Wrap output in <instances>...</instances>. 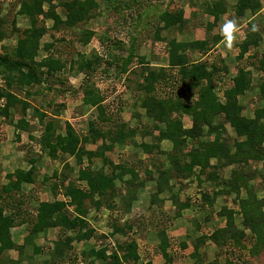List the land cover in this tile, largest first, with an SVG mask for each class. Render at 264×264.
Instances as JSON below:
<instances>
[{"label":"trees","instance_id":"obj_1","mask_svg":"<svg viewBox=\"0 0 264 264\" xmlns=\"http://www.w3.org/2000/svg\"><path fill=\"white\" fill-rule=\"evenodd\" d=\"M98 1L61 0L58 3L61 10L58 12L57 6H53L51 0H15L14 4L7 7V10L17 7L15 14L28 21V27L24 29H18L15 26V17L9 29L4 16H0V43L10 36L16 35L13 48H1L0 52V75L7 88V91L0 92V95L6 97V105L0 115L8 118L11 112L15 113L17 128L26 131L30 129V124L23 119L25 109L30 106L26 99L33 95H46L52 90V86L41 88V83L46 79L45 76L62 71L67 65L68 73L73 70L84 73L83 84L77 91L81 94L84 104L95 106V115L87 123L88 135L78 137L67 123L64 127L65 134L63 136L56 134L57 124L52 118H48L45 113L36 108L33 109V113L42 127L38 142L42 148L47 150V155L52 160L60 159L67 154L74 156L77 163L80 164L82 156L85 155L88 158L94 156V153L86 152L82 147V144L87 140L92 142L107 140L110 144H124L136 134L135 128H129L124 122L119 121L120 105L118 111H113L111 101L103 103L104 97L95 86V81L110 77L108 72L112 69L125 74L136 62L142 63L143 59L135 56V45L138 41L140 42L144 34H150L152 30L153 37L159 40L158 23L162 24L163 29L174 26L180 28L184 23L182 9L173 12L162 8V6L154 8L152 4L155 0H101L106 3L107 10L119 15L117 20L119 25H123L127 20L126 15L124 16L125 13L122 12L134 9L135 18L128 26L129 29L131 28V39L129 47L126 48L123 44L124 40L111 39L107 30L79 28L82 23L95 16L99 6ZM4 3L5 0H0V13ZM45 5L47 8H44ZM259 9L260 0H236L235 3V11L238 15L246 10L256 13ZM224 12L220 1L215 2L211 8L206 7V13L213 17ZM47 21L51 22L53 30H58L59 38L54 36L53 42L42 45V49L47 52V55L37 60L40 40L46 33L45 23ZM72 28H79V33L75 36L77 45L86 44L91 38L96 37L104 44L108 59L101 57L95 50L86 54L75 51L70 53L67 59L54 53L55 48L58 51L56 44L65 41L63 31ZM210 28L208 27V29ZM248 35L251 36V39L244 40L240 45L238 59L244 57L249 46L256 47L258 41L261 40L256 27L249 26ZM217 41V37H205L191 42H176L172 38L168 39L166 53L168 70L165 68L149 70L137 87L138 90L146 94L142 105L147 108L148 114L153 119L152 130L156 132L157 141L170 140L174 151L177 149L181 151V147L188 138L197 142L196 146L187 153L180 152V156H187L189 162L184 164L179 172L195 168L199 173L205 174L209 178L212 175L215 179V174L209 171L211 158L219 159L224 166L233 165L232 177L224 181L227 190L222 192L224 195H229L231 192L235 194L232 201L233 208L222 207L220 209L217 215L226 217L224 225L217 226L208 236L203 235L197 238L194 242L195 249L198 242L210 239L213 245L220 250L224 249L227 253L228 251L246 249L245 244L242 243L245 241L249 245L250 259L254 264H263L264 196L258 198L253 188L248 185V178L243 168L250 163L264 162V57L258 60L256 67L258 76L254 83L251 73L243 68H239L229 82L222 83V77H219L218 73L227 72L225 66H216L215 63H209L207 60L194 62L190 56V53L194 52L206 54ZM112 49H124L127 51V56L112 55ZM251 57L255 58L256 55ZM215 78H217L218 91L221 93L220 99L214 92L212 84ZM160 82L162 84L172 83L175 87L178 84L189 83L191 90L197 89L196 98L185 100L184 96L176 92V89L171 90L165 96H161L159 93L150 96L155 89V84ZM45 89L46 91H44ZM254 89L257 90L256 106L252 111V116L247 117L242 114L244 105L241 104L240 98ZM9 90L12 93L8 92ZM157 90L155 92H158ZM65 91L64 88L57 89V93L63 94ZM22 92V98L17 96ZM63 107L64 103L56 104L55 113H59ZM184 115L190 118L188 127L184 126L180 119ZM226 124L232 128L234 136L225 135L224 126ZM160 125L163 127L159 128ZM204 126H207L208 129L204 130ZM203 137L208 139L201 141ZM1 139L2 133L0 132ZM141 147L148 154L153 148L144 144H141ZM103 148L109 149L110 147L103 146ZM98 154L100 153L98 152ZM95 155L97 154L95 153ZM35 162V159L30 158L28 170L16 169L5 175L6 184H0V255L15 247L11 241V229L27 223L29 235L49 227L60 226L57 241L54 243L53 250L48 251L49 260H46L44 264H77L79 255L77 256L75 253L71 255V243L74 240L79 243L90 239H94L99 247L79 252L83 259L82 264H94L93 260L98 261V264H137V245L133 241H115L112 245L105 236L95 231L82 219L87 211L86 206L90 205L98 211L102 207L110 209L112 207L110 200L115 191V179L121 178L122 175L129 172L131 174L129 183H132L135 177L138 178L137 171L134 172L133 169L126 171L125 165L120 166V174L116 175L112 173L104 176L101 173L80 170L77 182L67 179L68 175L59 177L54 172L50 179L43 177L40 183L48 186L52 192L58 185H61L66 201L48 202L44 196L35 193L39 188L36 183ZM261 176L264 178V174ZM145 178L150 179V173L147 172ZM81 181L86 183L85 187L81 186ZM23 183L33 187L28 194H24L21 189ZM142 184L143 181L138 182V185ZM94 193L100 195L97 200L93 199ZM203 200L206 201V204L213 201L207 194L203 195ZM30 202H35L36 206L28 210L25 214L26 218L23 219L20 208ZM185 205H189L188 202L181 204L178 210L176 209L175 216L179 215L180 209ZM67 206H73L74 214L68 212ZM235 215L239 216V227L234 224ZM246 228L249 229L248 235L244 233ZM130 229L131 225L128 224V230L124 231L125 234ZM68 231L74 234L73 238L67 235ZM157 234L160 239L158 245L160 254L164 261L169 263L172 256L166 252L169 247L168 240L163 230H159ZM34 252L42 254L38 247L34 249ZM197 255L196 252L191 253V257ZM89 258L93 260H88ZM9 263L18 264V262ZM225 264L234 263L226 260Z\"/></svg>","mask_w":264,"mask_h":264},{"label":"crops","instance_id":"obj_2","mask_svg":"<svg viewBox=\"0 0 264 264\" xmlns=\"http://www.w3.org/2000/svg\"><path fill=\"white\" fill-rule=\"evenodd\" d=\"M181 1L182 3L184 2L183 0ZM217 1L221 2L225 12L213 17L206 13V7L211 8ZM199 2L200 4H198L201 6V9L198 10L201 14L199 20L201 19L207 23V27L201 35L196 37L192 35L193 11L191 12L192 15L190 12L187 13L189 6L195 3L192 0L185 1L183 7L187 8H182L184 23L180 28L174 26L163 29L162 24L158 23L159 40H155L153 37L154 42L151 43L153 49H145L144 46L139 45V41L136 43L135 56L142 58V63L136 62L125 74L112 69L108 72L110 77H104L101 80L95 81V86L104 97L103 103L111 101L113 111H118V106L120 105L119 110L121 111H118V114H120L119 121L124 122L129 128H135L137 130L136 134L129 141L124 144H110L107 140H98L95 142L87 140L82 144V147L84 151L94 153V156L90 158L85 155L82 156L80 164L77 163L74 156L67 154L56 160L48 157L47 150L42 148L38 142L42 127L38 118L33 113L34 108L45 113L48 118H52L54 123L57 124L55 133L61 136L65 134L64 127L66 123L72 127L78 137L88 135L87 123L95 115V106L84 104L81 99V94L77 91L83 84L84 73L77 70L68 73L67 65L64 70L50 76H45L46 79L41 83V88L52 86L51 91L47 92L46 95H33L26 99L30 106L25 109L23 119L30 124L28 131L16 127L17 118L15 117V113L11 112L8 118L0 115V132L2 133L0 149H5V152L1 150L0 158L4 162L0 163V184L4 185L7 183L5 179L6 174L12 173L16 169L28 170L30 168L29 159H35L36 183H38L39 187L36 189L38 191L37 195L44 196L48 202H53L54 200L66 201L61 185H58L54 192H52L48 186L40 183L42 178L50 179L55 172L59 177L68 175L67 179L77 182L80 170L101 173L104 176L111 175L112 173L116 175L120 174V166L125 165L126 171L127 169H133L134 172L137 171L138 178L135 177L134 181L129 183L131 174L126 172L121 178L115 179V191L110 200V205L112 206L110 209L102 207L98 211L90 205L86 206L87 211L82 219L91 228L105 236L112 245L115 241H133L137 245V264H220L222 258H224L223 260H229V258L223 257L222 253L225 252L224 249L220 250L217 248L210 239H204L202 242H198L196 249L194 242L203 235L208 236L217 226L224 225L226 217L217 215L222 207L227 209L233 208L232 201L235 198V194L231 192L229 195H224L222 193L223 190H227L224 181L232 177L231 169L233 165L224 166L219 159L211 158L209 160L211 166L209 171L215 174V179L212 175L209 178L205 174L199 173L195 168L190 171L179 172L182 166L189 162V158L185 155L181 157L180 152L182 154L187 153L196 146L197 142H193L188 138L181 147V151L180 149L174 151L170 140L164 139L157 141L156 132L152 130L153 119L148 114L147 108L142 105V101L146 99V94L138 90L137 87V84L143 81L145 74L149 70L169 68L166 56L168 50V40L166 38L168 31H173L172 39L176 42H191L195 39H204L205 37H217V43L206 54L194 52L192 54L190 53V56L194 62L207 60L209 63H215L216 66H225L227 72L222 71L218 73V76L220 75L219 77H222V83L229 82L230 78L236 75L239 68L249 71L253 81L257 79L258 72L256 71V67L258 60L264 57V0H260V9L256 13H251L249 10H246L240 15L235 11L236 0H205L204 2L200 0ZM232 17L238 19L239 32L232 46L228 47L221 35L220 25L225 19ZM24 19L28 24L27 19ZM194 21L197 20L194 19ZM189 25L190 29L188 30ZM202 26L201 29L203 28ZM249 26L256 27L259 30L261 40L258 41L256 47L249 46L244 57L238 59L240 45H242L244 40L251 39V36L248 35ZM208 27L211 28L208 29ZM17 28L20 29L19 27ZM48 31L49 28H46V33L40 40L37 60L47 55V52L42 49V45L53 42L54 40L46 43L42 42L43 37ZM127 32L128 30H126ZM149 35H153V30ZM53 36L55 34H52L51 37ZM127 37L128 40L123 41L126 48L129 47V41L131 39L130 30ZM96 43L99 46L95 45ZM77 46L75 51L86 54L91 50H95L101 57L108 59L104 44L96 37L91 38L86 44ZM1 48L0 52L2 51ZM99 49L101 51H98ZM75 51L73 50V52ZM54 53L58 54L56 48L54 49ZM111 53L112 55H120L122 57L127 56V51L124 49H112ZM253 55H256V57L252 58L251 56ZM216 80L217 78L212 81V84L214 86V92H219L217 95L220 99L221 93L218 91ZM189 86V83L178 84L175 87L172 83L162 84L160 82L155 84V89H153L150 96L155 93L165 96L171 90L176 89V92L184 96L185 100L196 98L197 89L191 90ZM59 88H64L66 91L63 94L57 93V89ZM156 89H158V92H155ZM254 91L257 94V90L254 89ZM8 92L12 93L10 90ZM109 92H114L116 97H112L109 100L107 97ZM252 93L254 94V92ZM17 96L22 98L23 92L17 94ZM118 96L120 97L118 98ZM58 103H64V107L59 113H55V105ZM241 103L243 104V102ZM243 115L247 116L245 114ZM251 116L249 115L247 117ZM184 118L188 121L186 124L183 121ZM180 119L183 121L184 126L188 127L190 125V118L188 116L184 115ZM162 127L163 125L159 126V128ZM224 127L226 130L225 135L229 137L234 136L230 126L228 127L232 134L227 133L226 125ZM203 129L207 130L208 127L204 126ZM207 139L203 137L201 141H206ZM141 144L153 147L150 154L143 151ZM103 146H109L110 148L104 149ZM248 166H245L243 170L247 175L245 176L248 178L249 185L253 176H248L246 172V167ZM147 172L151 175L150 179L145 178ZM140 181H143L142 185H138ZM81 186L85 187L86 183L81 181ZM31 188L33 187L30 184L23 183L21 185L24 194H28ZM204 194H207L209 199L211 198L213 201L206 204V201L203 200ZM105 195L107 196V194ZM256 195L259 197L258 194ZM99 197V194L94 193V200H97ZM186 202L189 205L182 207L179 215L175 216V211L178 210L181 204L183 205ZM35 206V202L22 205L20 208L21 217L25 219L26 212ZM66 209L68 212L74 214L73 206H67ZM128 224L131 225V229L125 234L124 231L125 229L128 230ZM234 224L236 227L240 226L239 216H234ZM27 227V223H24L11 229V241L15 247L4 251L0 255V264H11L9 262L22 264L23 257L26 255L29 256V260H33L29 264H32L35 261V257L39 256L45 258L43 261L49 260L48 251L53 250L52 246L57 241L60 226L49 227L33 235H29ZM159 230L164 231V235L169 243V247L166 249L168 255L172 256L169 263L164 261L158 249L160 239L157 233ZM244 233L248 235L249 229H244ZM67 235L72 238L74 237V234L69 231ZM49 240L52 248H49L44 254L34 252L35 248L38 247L41 249ZM95 243L94 239L79 243L74 240L71 243V250L74 244L86 245L88 249L93 247L97 248L98 245ZM242 243L245 244L248 252L249 245L245 241H242ZM83 249L84 247H82ZM176 250L180 251L183 256L177 257L175 254ZM193 252H196L198 255L191 257V253ZM248 258L250 259V256ZM42 263L44 264V262Z\"/></svg>","mask_w":264,"mask_h":264},{"label":"rangeland","instance_id":"obj_3","mask_svg":"<svg viewBox=\"0 0 264 264\" xmlns=\"http://www.w3.org/2000/svg\"><path fill=\"white\" fill-rule=\"evenodd\" d=\"M15 0H5V3L3 4V10L0 13V16L6 19V25L7 27L10 29V25L11 22L13 20V18L15 17V22H16V27H19L20 29L26 28L28 27V24L26 22V20L21 17V16H17L15 14V11L17 10L16 8H12L10 10H7V7L9 5H11L12 3L14 4ZM53 1L52 5L53 6H57L56 9L58 12H60L61 8L59 7L58 3L61 0H51ZM159 1V2H158ZM188 1V0H183ZM200 0H192V2H194L195 4H191L189 6V8L187 9V13L193 11V15L192 17L194 19H196L197 21L192 22V35L194 37L201 35V33L203 32V30L207 27V23L203 20H199L201 14H200V10L201 6L199 5ZM205 0H201V2H204ZM99 2V6L95 12V16L89 20H87L86 22L82 23V25H80L79 28L81 29H86V30H101V31H109V35L111 39H117V40H128V34H129V30H131V28L129 29L128 26H130L131 21L133 20V18H135V13H134V9L133 10H124L122 13H125L124 16L126 15V21L123 25H119V23L117 22L119 15L116 14L113 11H109L107 10L108 8L106 7V3L101 0L98 1ZM181 0H155L153 1L152 7L157 8L162 6V8L167 9L168 11H177L178 9H185L187 7H183V4ZM162 3V4H160ZM199 3V4H198ZM160 4V5H159ZM13 6V5H12ZM44 8H47V5H45ZM195 10V11H194ZM197 10V11H196ZM8 11V12H6ZM202 13V11H201ZM5 14V15H4ZM128 21V22H127ZM187 23L185 24V28H186ZM203 25V26H202ZM51 22L47 21L45 24L46 28H49L48 33L43 37L42 42L46 43L50 40H55L54 36H52V34H55V36L57 38H59V34H57L58 30H53L51 28ZM201 26L203 27L201 29ZM188 30L190 29V25L188 26ZM51 28V29H50ZM184 28V29H185ZM78 28H72V29H66L65 31H63L64 36V42L61 43H57L56 46L58 48V54L62 55L64 59H67L70 55L71 52H73V50L75 51L78 47L77 44L75 43V36L78 35ZM126 30H128V32L126 33ZM173 32V31H172ZM171 31L167 33V40L173 38L172 37V33ZM208 33V32H207ZM62 35V34H61ZM155 39V38H154ZM156 40V39H155ZM153 35H149L148 33L144 34L140 40V44L145 47V49L148 48V50H150L149 48H152V44L153 43ZM15 44V35L10 36L9 38L5 39L2 43H0V48H8L10 49L11 47H13ZM95 45L99 46L98 43H96ZM161 48V47H160ZM105 49V47H104ZM153 49V48H152ZM54 52V50H53ZM1 76V75H0ZM2 77V76H1ZM254 83V81H253ZM110 88H112L111 86H109ZM254 92V94L252 93ZM219 94V92H217ZM114 95V92H109L107 94V97L109 98V100H111L110 98L112 97H116ZM256 92L253 90L251 92H249V94H246V96L242 97L240 102H243L244 104V110H243V114L247 115V116H251L252 115V111L256 106L255 100H256ZM66 98V96H65ZM62 98V99H65ZM61 100V99H60ZM115 101V98H114ZM242 104V103H241ZM1 112V110H0ZM184 123L186 124L188 121L186 118L183 119ZM229 124H226V128H227V133H231L230 128L228 127ZM230 135V134H229ZM227 136V135H226ZM1 150L3 152H5V149H0V157H1ZM4 160L0 158V163H3ZM228 170V169H227ZM226 170V171H227ZM2 171V170H1ZM246 172L248 174V176L252 177V179L250 180L249 186H251L254 190L255 194H258V198H261L264 196V178H262V176H260L261 174H264V162H257V163H250L248 167H246ZM37 194V192H35ZM215 228V227H214ZM172 234V233H171ZM170 234V235H171ZM172 237V236H171ZM170 237V238H171ZM174 238V237H172ZM97 243V242H96ZM95 243V244H96ZM47 245V246H46ZM46 245H43L41 248V253L44 254L45 251L47 252L49 248H52L54 246L51 245L50 240L48 241V243ZM99 245V244H98ZM52 246V247H51ZM72 250L70 251L71 255H73L74 253L77 254V264H82V257L80 256L79 252L82 251V247H84L83 251L87 250L88 247L86 245H78V244H74L72 245ZM98 247V246H97ZM177 257H180L181 255L183 256V254L180 251L176 250ZM223 257L229 258L230 261H232L234 264H254V262L252 260H250L248 257V252L247 249L245 250H236V251H230V252H223ZM181 256V257H182ZM45 258L42 256L39 257H35V261L32 262V264H43L42 262ZM224 258H222V260L220 261V264H225L224 262L226 260H223ZM88 260H93V259H88ZM33 260H29V256H25L23 257V261L22 264H29V262H31ZM94 264H96L98 261L93 260ZM252 263H251V262ZM59 264V263H57ZM264 264V262H263Z\"/></svg>","mask_w":264,"mask_h":264},{"label":"clouds","instance_id":"obj_4","mask_svg":"<svg viewBox=\"0 0 264 264\" xmlns=\"http://www.w3.org/2000/svg\"><path fill=\"white\" fill-rule=\"evenodd\" d=\"M220 32L227 43L228 47L232 46L233 41L237 38L239 32V22L236 17L227 18L220 25Z\"/></svg>","mask_w":264,"mask_h":264},{"label":"built area","instance_id":"obj_5","mask_svg":"<svg viewBox=\"0 0 264 264\" xmlns=\"http://www.w3.org/2000/svg\"><path fill=\"white\" fill-rule=\"evenodd\" d=\"M98 51H101L100 49ZM6 90L4 79L0 76V92ZM6 105V99L4 95H0V110Z\"/></svg>","mask_w":264,"mask_h":264}]
</instances>
